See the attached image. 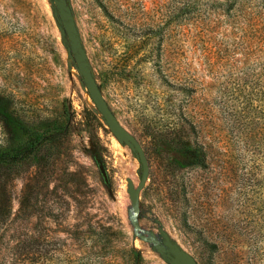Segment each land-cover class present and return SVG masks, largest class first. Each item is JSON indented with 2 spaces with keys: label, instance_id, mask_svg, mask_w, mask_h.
<instances>
[{
  "label": "rangeland",
  "instance_id": "374dc122",
  "mask_svg": "<svg viewBox=\"0 0 264 264\" xmlns=\"http://www.w3.org/2000/svg\"><path fill=\"white\" fill-rule=\"evenodd\" d=\"M66 1L146 159L139 229L127 179L136 186L140 165L96 112L52 0H0V102L58 126L46 151L0 167V264H168L160 231L198 264H264V112L245 95L264 76V24L245 25L264 22V0ZM5 132L0 119V142ZM185 145L200 161L177 163Z\"/></svg>",
  "mask_w": 264,
  "mask_h": 264
},
{
  "label": "water",
  "instance_id": "95a60500",
  "mask_svg": "<svg viewBox=\"0 0 264 264\" xmlns=\"http://www.w3.org/2000/svg\"><path fill=\"white\" fill-rule=\"evenodd\" d=\"M52 2L55 7L53 14L58 22V29L62 36H65L68 41L66 54L73 61L74 68L79 75L96 112L101 116L102 121L117 141L129 147L140 165V173L136 186H133L131 180L127 179V193L132 210L131 223L135 230V234H137L139 226L134 218L138 212V192L143 186L148 173L143 150L135 137L119 123L103 98L98 84L96 83L86 61V56L80 44L77 30L72 19L71 9L67 1L52 0ZM97 166L103 181L106 183L107 177L102 164L98 162ZM138 236L141 239H145L144 235ZM160 236L161 243H155L154 248L160 255L166 258L168 264H198L193 256L172 241L166 232L160 231Z\"/></svg>",
  "mask_w": 264,
  "mask_h": 264
},
{
  "label": "trees",
  "instance_id": "16d2710c",
  "mask_svg": "<svg viewBox=\"0 0 264 264\" xmlns=\"http://www.w3.org/2000/svg\"><path fill=\"white\" fill-rule=\"evenodd\" d=\"M193 1L194 0H189L188 2L193 3ZM252 19L256 21V19ZM263 24L264 22H254L245 25L248 27L250 26V28L257 32L258 29H256V27L259 28ZM237 28L241 29L242 27L239 26ZM256 45L259 47L257 51L264 58V48H261L264 47V36L259 37V42ZM261 73L264 75V63L261 67ZM235 89L240 93L241 98H245L240 88ZM223 93H226V90ZM245 95L248 99L247 104H251V101H253L255 102L254 107H258L261 112H264V76L261 83L252 85L248 94ZM240 103H242V101ZM229 109L231 112L238 113L239 110L243 111L244 106L235 109L231 105ZM0 119L7 128L5 138L0 142V167L4 168H10L11 166L25 162L42 149L46 151L47 144L54 137L52 132L58 129L55 120L46 119L45 124L38 126L35 122L24 119V117L18 113L17 109L9 107L7 103L2 102H0ZM235 120L237 121V119ZM255 131L258 133L257 130ZM174 156L177 163L181 166L192 165L200 161V152L190 145L176 148Z\"/></svg>",
  "mask_w": 264,
  "mask_h": 264
}]
</instances>
